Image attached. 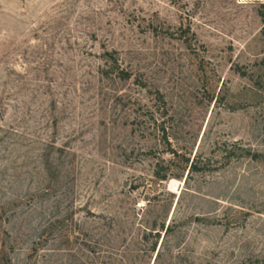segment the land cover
<instances>
[{
    "label": "rangeland",
    "instance_id": "obj_1",
    "mask_svg": "<svg viewBox=\"0 0 264 264\" xmlns=\"http://www.w3.org/2000/svg\"><path fill=\"white\" fill-rule=\"evenodd\" d=\"M0 234L12 264H264V0H0Z\"/></svg>",
    "mask_w": 264,
    "mask_h": 264
},
{
    "label": "trees",
    "instance_id": "obj_2",
    "mask_svg": "<svg viewBox=\"0 0 264 264\" xmlns=\"http://www.w3.org/2000/svg\"><path fill=\"white\" fill-rule=\"evenodd\" d=\"M115 53L113 52H105L104 55L106 56L107 58V61H109V63H111L109 69L105 72H102V75H104L105 77H108L109 75L111 74H114L116 73V76L121 79V80H126V79H129L130 78V75L128 72L122 70L119 68L117 62V58L114 56ZM160 130V133H161V138L162 140L165 142V143H168L167 141V135H166V132H165V129L161 126H159L158 128ZM174 153V152H172ZM44 159H45V168L46 170L48 169H51V166H52V163L48 162V157L47 155L44 156ZM192 171H201L200 168L196 167V166H192ZM154 176L158 179V180H161V181H166L167 180V176L163 173H161V171L157 170L155 173H154ZM70 218V216L68 215L67 218H60V219H56L54 220L53 222L50 223L49 227L51 229H59V232H63V228L65 227V221H67V219ZM163 228V227H162ZM65 235L66 238L68 237H72V233L69 232L67 229L64 230L63 232ZM157 234V237H158V232L156 233ZM0 237H1V234H0ZM10 237H8L7 239H9ZM73 238V237H72ZM75 242L77 241V238H74ZM8 241V240H6ZM4 239H2L0 241V264H12L11 263V259L9 257V251L12 249L10 247V245L6 242ZM37 246V245H36ZM33 250H37V248H35V246L33 247ZM155 250V245L152 246L151 248V251L153 252Z\"/></svg>",
    "mask_w": 264,
    "mask_h": 264
}]
</instances>
